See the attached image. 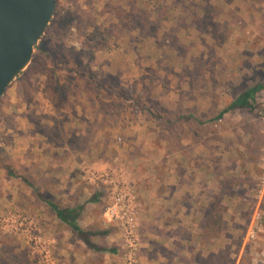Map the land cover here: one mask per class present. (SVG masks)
<instances>
[{
    "label": "rangeland",
    "instance_id": "obj_1",
    "mask_svg": "<svg viewBox=\"0 0 264 264\" xmlns=\"http://www.w3.org/2000/svg\"><path fill=\"white\" fill-rule=\"evenodd\" d=\"M47 27L29 65L36 62V73L29 82L17 77L0 100V264H59L57 236L33 212L37 192L55 180L46 178L47 167L61 159L50 150L43 157L42 146L86 142L98 152L80 160L76 177L105 194L98 213L106 216L111 201L97 174L121 171L135 191L138 264L140 205L122 148L132 141L139 150L150 135L178 150L185 135L216 140L218 155L230 159L222 194L236 197L223 203L224 223L236 228L232 249L223 248L216 263L264 264V120L257 100L264 89L257 111L225 112L264 83V0H57ZM61 87L64 99L56 94ZM13 135L31 137L32 146L20 143L13 155ZM21 190L32 212L14 199ZM106 218L118 228L119 259L128 264L121 231Z\"/></svg>",
    "mask_w": 264,
    "mask_h": 264
},
{
    "label": "crops",
    "instance_id": "obj_2",
    "mask_svg": "<svg viewBox=\"0 0 264 264\" xmlns=\"http://www.w3.org/2000/svg\"><path fill=\"white\" fill-rule=\"evenodd\" d=\"M194 118L198 120L197 115ZM84 136L76 135L80 139ZM17 137L12 136L13 155L20 143L28 142L29 147L32 146L31 137ZM41 137L44 139L40 140H46V136ZM150 137L149 145L145 144L139 150L132 141L122 148L124 163L134 169L140 205L138 264H217L219 252L223 248L232 249L236 228L232 226L234 222L226 219L228 224L224 223L221 236L207 238L204 236L206 214L217 197L222 205L236 199L227 192L222 194L221 180L225 170L222 167L224 161L230 162V159L226 160L222 154L220 157L219 144L205 135H185L181 150L171 146L168 140L156 139L159 135ZM42 149L45 151L43 157L48 158L46 151L50 150L57 152L61 159L56 160V167L51 170L47 167L46 178L53 176L55 180L53 184H44L43 193L37 192L39 209L33 212L57 236L59 264H123L119 259L123 246L118 228L96 210L98 201L105 199V194L90 185L84 186L80 176L76 177L80 160L93 157L98 150L87 142L80 148L64 144L56 145L55 149L44 145ZM216 159L220 160L218 164ZM250 166L248 164L247 168L252 171ZM248 187L243 186L247 190ZM24 192L19 191L14 199L24 210L32 212V208L26 206ZM58 210H70L72 223L84 235L61 218Z\"/></svg>",
    "mask_w": 264,
    "mask_h": 264
},
{
    "label": "water",
    "instance_id": "obj_3",
    "mask_svg": "<svg viewBox=\"0 0 264 264\" xmlns=\"http://www.w3.org/2000/svg\"><path fill=\"white\" fill-rule=\"evenodd\" d=\"M55 9L56 0H0V100L31 64Z\"/></svg>",
    "mask_w": 264,
    "mask_h": 264
},
{
    "label": "built area",
    "instance_id": "obj_4",
    "mask_svg": "<svg viewBox=\"0 0 264 264\" xmlns=\"http://www.w3.org/2000/svg\"><path fill=\"white\" fill-rule=\"evenodd\" d=\"M260 104L259 115L264 120V91L257 99ZM95 180L109 187L110 203L106 216L117 223L126 244L127 263L137 264L136 251L140 241L139 206L133 187L127 183L121 171L118 173L97 174Z\"/></svg>",
    "mask_w": 264,
    "mask_h": 264
},
{
    "label": "trees",
    "instance_id": "obj_5",
    "mask_svg": "<svg viewBox=\"0 0 264 264\" xmlns=\"http://www.w3.org/2000/svg\"><path fill=\"white\" fill-rule=\"evenodd\" d=\"M118 1H123V0H118ZM57 4V0H56ZM48 30V27L46 28V31ZM35 50L41 51V46L37 45L35 47ZM33 61V65L29 67V69L25 72L20 74L19 76L25 77L23 80L31 77L36 73L37 66L36 62ZM18 76V77H19ZM30 81V79L26 80ZM27 82V83H28ZM24 84L27 85V83L23 82ZM29 85V84H28ZM264 89V83L258 84L257 86L248 89L247 91L241 93L239 97H237L231 105L226 109L225 112L231 111V110H244L248 112H255L259 109L258 104L256 103V95L258 92L262 91ZM56 94L59 98H66L67 97V89L65 87H61L60 89L56 90ZM9 174L13 175L11 171L9 170ZM224 206L222 203L216 201L214 202L207 214H206V224H205V231H204V236L207 238H218L221 236V232L224 227ZM59 215L61 218H63L67 223H69L73 229H75L78 233L83 234V231L80 230L79 227H77L73 221L70 219V210H65V211H60L58 210ZM84 235V234H83Z\"/></svg>",
    "mask_w": 264,
    "mask_h": 264
}]
</instances>
